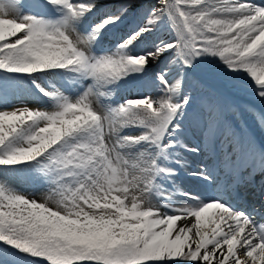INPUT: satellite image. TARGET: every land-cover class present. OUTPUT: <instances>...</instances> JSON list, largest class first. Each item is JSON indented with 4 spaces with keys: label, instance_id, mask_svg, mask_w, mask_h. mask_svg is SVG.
I'll list each match as a JSON object with an SVG mask.
<instances>
[{
    "label": "snow or ice",
    "instance_id": "snow-or-ice-1",
    "mask_svg": "<svg viewBox=\"0 0 264 264\" xmlns=\"http://www.w3.org/2000/svg\"><path fill=\"white\" fill-rule=\"evenodd\" d=\"M137 3L0 0V89L13 74L90 81L69 96L33 79L53 110H0V264H264V199L234 203L264 198V145L228 118L255 109L264 127V0H155L97 55ZM165 59L158 94L111 106L112 85ZM209 60L220 86L196 75ZM21 166L42 202L8 185Z\"/></svg>",
    "mask_w": 264,
    "mask_h": 264
},
{
    "label": "rangeland",
    "instance_id": "rangeland-1",
    "mask_svg": "<svg viewBox=\"0 0 264 264\" xmlns=\"http://www.w3.org/2000/svg\"><path fill=\"white\" fill-rule=\"evenodd\" d=\"M143 1L148 3V4H145L147 5V7H151L152 4L155 3V0H138V3L134 5L133 7V15L129 18V20H127L119 28L112 29L101 37V39L99 40V43L94 47V51L96 52L97 55L102 54V52L105 50L114 48L115 42L119 39V37L125 31H127L128 28L132 24L136 22L137 10L143 11L145 9ZM18 2L21 5H24L28 2V0H18ZM115 2L116 0H102V3L107 6H111ZM98 19H99V15L92 17L91 21L95 22ZM163 28L166 29L167 25H164ZM157 36L167 39L170 36L169 30L168 32L167 30L166 31L161 30L160 32L157 33ZM166 64H167L166 59L160 60L157 63H152L150 65L149 74L147 76H144L141 74L135 78L128 77L126 78V80H122L118 82V84L111 86V88L114 89V94L109 98V102L111 106H115L116 104H122L125 99H132V98H136L142 95L158 94V91L148 88L147 84H152L151 81L153 79L154 74L160 71ZM218 67L220 66L214 60H209L207 64L202 66V68L200 69L199 72L196 73V75L202 78L208 79L209 82L214 85L220 86L222 81L218 78L217 73L214 71V69ZM71 76L72 74L70 73H63V74L61 73H50V74L38 73V74H34V76L32 77H29L27 75L13 74L15 83L12 85L3 86L2 88L3 91L0 89V96H3L2 100L5 103L11 104L13 105V107H16V108L30 107V108L38 109L41 111H51L53 110L54 105H52V102L48 99V97L40 93L36 85L32 83V80L36 79L37 83H39L40 86L45 89H49L51 86H55L56 88L61 89V87L56 82V78H61L67 81L68 80L73 81ZM76 82H79V81H76ZM88 83H90V81H83L81 85L78 87L70 83H68L67 86L69 87L72 86L73 90H75L76 94L78 95L83 90V85H86ZM15 90H17V92H14ZM235 95H238V97L240 96L239 99H241V101H238V103L240 102V104L246 105L249 101L254 102V97L251 95H248L244 91H238L235 93ZM16 96H18V99L14 98ZM232 98H234L233 95H232ZM258 107L259 106L257 105V108ZM241 115H243L244 118L241 117ZM256 115H257V111L253 109L252 111L243 112L240 115H238L237 113H234L232 116L230 115L228 118L233 122V124L238 129L240 128L244 130L249 135H252L255 137V139H257V135L254 132L253 127L251 125V123L256 124L257 122L255 119ZM138 132H139V129L126 128L122 134L123 135H137ZM30 174L31 173L29 169L25 168L24 166H21L16 172L9 173L7 183L10 187L14 188L15 190L21 193L28 194L32 198H35L42 202L43 199L47 195V191L46 189H44V186L31 182L30 179L28 178ZM178 179H180L183 182L189 183L190 185L200 187L202 191H206L204 186L197 185L193 181L192 177L184 176L182 178L180 175H178L177 181L179 182ZM241 191H242V194L246 192V195L244 196L245 199L243 201L246 204H242L241 201L243 199L240 201H234V203L239 205L237 206V208H239L241 211H248V212H251L254 206L257 209H260L261 200L264 198H262L259 193H256L253 190L251 191V193L247 192L248 189L247 190L241 189ZM261 211H264V209H261ZM256 219L259 223H264V218H262L261 216H256ZM20 255L23 256L24 254L21 253ZM26 259H31V257H26Z\"/></svg>",
    "mask_w": 264,
    "mask_h": 264
},
{
    "label": "bare ground",
    "instance_id": "bare-ground-1",
    "mask_svg": "<svg viewBox=\"0 0 264 264\" xmlns=\"http://www.w3.org/2000/svg\"><path fill=\"white\" fill-rule=\"evenodd\" d=\"M96 46V45H95ZM94 46V47H95ZM101 47V46H100ZM102 49V48H101ZM158 62V61H157ZM157 62H154V63H157ZM76 81H79V80H76ZM74 81H67V80H63L61 78H56V82L57 84L61 87L60 91H62L65 95H69V96H75L77 95L75 93V90H73L72 86L70 84H73L75 85L76 87L80 86L81 85V81L79 82H76ZM76 82V83H75ZM125 82V81H124ZM70 83L69 86H67V84ZM113 86V85H112ZM148 88L152 89V90H155V91H158V89L153 85V84H147ZM72 88V89H71ZM77 89V88H76ZM36 91V90H35ZM14 92H17V90H15ZM36 93V92H35ZM16 99H18V96L14 97ZM21 98V97H19ZM115 98V97H114ZM239 97L237 98H233L235 99L237 102L238 101H241V99H238ZM245 101V100H244ZM240 103V102H239ZM247 103V102H246ZM5 106H8L7 108H5ZM13 108V105L11 104H8V103H5L2 99H0V110H11ZM238 115L241 114V112H236ZM241 117L244 118L243 115H241ZM252 127H253V130L254 132L256 133L257 135V142H259L261 145H264V127H261V125L259 124V122L257 121L256 124H253L251 123ZM251 128V127H250ZM179 180V184L182 188H186L188 190H199V191H202L200 187H197V186H194V185H190L189 183H186V182H183L181 181L180 179ZM203 192V191H202ZM183 203V202H182Z\"/></svg>",
    "mask_w": 264,
    "mask_h": 264
}]
</instances>
